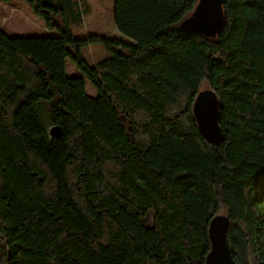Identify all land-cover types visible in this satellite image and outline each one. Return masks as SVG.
Wrapping results in <instances>:
<instances>
[{
  "label": "trees",
  "instance_id": "16d2710c",
  "mask_svg": "<svg viewBox=\"0 0 264 264\" xmlns=\"http://www.w3.org/2000/svg\"><path fill=\"white\" fill-rule=\"evenodd\" d=\"M18 1L56 36L0 29V264H205L217 216L233 262L264 264V0H223L212 39L179 28L197 0H172L140 46L76 37L86 0ZM205 90L218 142L193 117Z\"/></svg>",
  "mask_w": 264,
  "mask_h": 264
},
{
  "label": "rangeland",
  "instance_id": "374dc122",
  "mask_svg": "<svg viewBox=\"0 0 264 264\" xmlns=\"http://www.w3.org/2000/svg\"><path fill=\"white\" fill-rule=\"evenodd\" d=\"M91 13L84 21L83 30L76 37L90 34L108 38H121L138 46L142 45L166 21L177 16L187 2L180 4L172 0H86ZM167 22V23H168ZM159 28V29H158ZM0 29L11 38H45L56 36L36 18L26 4L21 1H0ZM84 58L90 63L104 60L109 54L100 46L84 51ZM69 78L82 77L71 62L66 64ZM89 97H97L96 90L86 83Z\"/></svg>",
  "mask_w": 264,
  "mask_h": 264
},
{
  "label": "water",
  "instance_id": "95a60500",
  "mask_svg": "<svg viewBox=\"0 0 264 264\" xmlns=\"http://www.w3.org/2000/svg\"><path fill=\"white\" fill-rule=\"evenodd\" d=\"M222 2L223 0H197L191 15L179 24L180 30L208 39L214 38L223 23ZM192 113L201 135L211 142H218L220 130L215 95L209 90L200 92L193 104ZM49 135L59 137L60 130L51 128ZM227 228V218L217 216L211 220L208 228L210 252L205 264H235L226 242Z\"/></svg>",
  "mask_w": 264,
  "mask_h": 264
},
{
  "label": "crops",
  "instance_id": "0c3cea01",
  "mask_svg": "<svg viewBox=\"0 0 264 264\" xmlns=\"http://www.w3.org/2000/svg\"><path fill=\"white\" fill-rule=\"evenodd\" d=\"M167 22H168V21H166V23H167ZM166 23H165V24H166ZM160 28H161V27H160ZM158 29H159V28H158Z\"/></svg>",
  "mask_w": 264,
  "mask_h": 264
}]
</instances>
